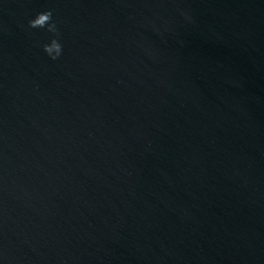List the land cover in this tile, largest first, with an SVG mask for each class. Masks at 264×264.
Masks as SVG:
<instances>
[{
	"label": "water",
	"instance_id": "95a60500",
	"mask_svg": "<svg viewBox=\"0 0 264 264\" xmlns=\"http://www.w3.org/2000/svg\"><path fill=\"white\" fill-rule=\"evenodd\" d=\"M0 264H264V0H0Z\"/></svg>",
	"mask_w": 264,
	"mask_h": 264
},
{
	"label": "clouds",
	"instance_id": "9594fccd",
	"mask_svg": "<svg viewBox=\"0 0 264 264\" xmlns=\"http://www.w3.org/2000/svg\"><path fill=\"white\" fill-rule=\"evenodd\" d=\"M47 22V28L50 32L56 33V36L51 39L49 43L43 45L46 52L53 58H57L62 54L63 43L59 38V29L57 27V21L53 19V12L46 10L37 15L35 19L30 21L31 26H45Z\"/></svg>",
	"mask_w": 264,
	"mask_h": 264
}]
</instances>
